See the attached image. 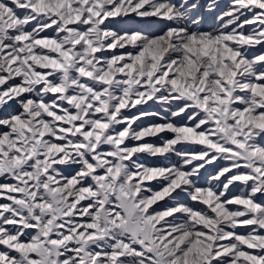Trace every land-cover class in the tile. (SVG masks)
Returning <instances> with one entry per match:
<instances>
[{"label": "snow or ice", "instance_id": "6c2138e0", "mask_svg": "<svg viewBox=\"0 0 264 264\" xmlns=\"http://www.w3.org/2000/svg\"><path fill=\"white\" fill-rule=\"evenodd\" d=\"M202 7L0 0V264H264V0Z\"/></svg>", "mask_w": 264, "mask_h": 264}, {"label": "bare ground", "instance_id": "6f19581e", "mask_svg": "<svg viewBox=\"0 0 264 264\" xmlns=\"http://www.w3.org/2000/svg\"><path fill=\"white\" fill-rule=\"evenodd\" d=\"M208 2V0H205V4ZM229 0H217V3L219 5V7L217 8L215 17L212 20V27L216 26V17L220 14V11L223 10L226 5L228 4ZM215 12V11H214ZM214 12L208 13V12H204L203 9L201 10V13L203 14V17H208V15L213 14ZM207 25V24H205ZM150 110H159V106H152ZM150 158H146V161L150 163Z\"/></svg>", "mask_w": 264, "mask_h": 264}, {"label": "rangeland", "instance_id": "374dc122", "mask_svg": "<svg viewBox=\"0 0 264 264\" xmlns=\"http://www.w3.org/2000/svg\"><path fill=\"white\" fill-rule=\"evenodd\" d=\"M201 5H205V0H200ZM203 9V7L201 8V10ZM217 11V10H216ZM216 11L213 14L208 15V17H203V24H207L205 26H212V20L215 17ZM203 15V14H202ZM151 159V158H150ZM152 162V160H150V163Z\"/></svg>", "mask_w": 264, "mask_h": 264}]
</instances>
